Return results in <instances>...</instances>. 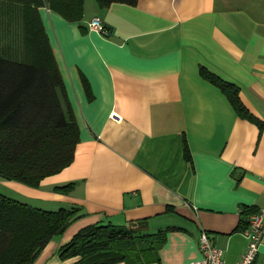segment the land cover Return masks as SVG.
<instances>
[{"label":"crops","instance_id":"crops-1","mask_svg":"<svg viewBox=\"0 0 264 264\" xmlns=\"http://www.w3.org/2000/svg\"><path fill=\"white\" fill-rule=\"evenodd\" d=\"M83 1L77 21L38 7L78 125L72 161L37 187L0 179L9 196L84 212L29 264H70L57 248L82 226L141 218L165 230L159 261L146 264L198 259L201 229L234 262L247 245L241 206H264V0ZM93 16L106 32L88 27ZM199 65L238 87L260 129ZM252 264H264V235Z\"/></svg>","mask_w":264,"mask_h":264},{"label":"trees","instance_id":"trees-1","mask_svg":"<svg viewBox=\"0 0 264 264\" xmlns=\"http://www.w3.org/2000/svg\"><path fill=\"white\" fill-rule=\"evenodd\" d=\"M95 1L103 9L112 2L133 5L137 0ZM83 2L0 0V179L37 187L43 177L72 161L78 125L38 7L77 21L83 14ZM198 71L224 93L239 116L261 128L262 122L241 102L236 85L203 65ZM182 147L186 152L185 141ZM73 184L54 185L52 190L66 193ZM255 211L241 206L239 231ZM82 214L79 206L41 208L0 190V264H29L51 237ZM146 222L141 218L124 224L100 221L84 225L59 245L57 254L61 259L77 257L70 264L157 262L165 230L148 232Z\"/></svg>","mask_w":264,"mask_h":264},{"label":"built area","instance_id":"built-area-1","mask_svg":"<svg viewBox=\"0 0 264 264\" xmlns=\"http://www.w3.org/2000/svg\"><path fill=\"white\" fill-rule=\"evenodd\" d=\"M87 25L97 32H106L99 16L91 17ZM247 220V225L240 230V233L247 239V245L239 259L227 262L223 258L222 249L213 243L207 231L201 229L197 237L200 257L188 264H252L264 235V206L250 213Z\"/></svg>","mask_w":264,"mask_h":264},{"label":"rangeland","instance_id":"rangeland-1","mask_svg":"<svg viewBox=\"0 0 264 264\" xmlns=\"http://www.w3.org/2000/svg\"><path fill=\"white\" fill-rule=\"evenodd\" d=\"M0 190H4V187H2L1 185H0Z\"/></svg>","mask_w":264,"mask_h":264}]
</instances>
